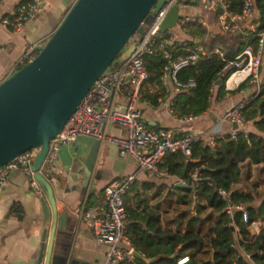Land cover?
Returning <instances> with one entry per match:
<instances>
[{
    "label": "built area",
    "instance_id": "obj_1",
    "mask_svg": "<svg viewBox=\"0 0 264 264\" xmlns=\"http://www.w3.org/2000/svg\"><path fill=\"white\" fill-rule=\"evenodd\" d=\"M187 0H163V4L156 14L152 15L151 21L143 25V34L138 38L133 34L129 39L134 50L125 62H113L110 68L95 82L77 110L70 116L59 134L50 139L48 150L39 173L50 175L58 160L59 150L62 146L73 143L77 137L84 136L101 143L111 141L117 147L119 155L130 157L134 160L139 171H143L149 178L173 179V186L184 185L186 188L198 184L197 175L191 180H184L173 176L168 168L162 166L168 155L182 154L189 157L192 145L201 143L203 146H214L215 142L229 137L235 140L237 134L244 131L247 121L243 119L240 109L262 91L259 68L264 53V32L260 33L258 46L254 49L247 45L232 61H229L218 72L217 77L225 76L230 69L232 71L224 81V89L227 92L238 89L245 85L252 90V95L243 104L227 109L219 123L230 122L236 124L238 129L233 130L228 136H224L215 130L211 133H186L177 135L168 129H150L142 119L139 109L141 101V88L148 79L144 67L145 56H162L166 61L161 71L163 85L172 84L173 92L179 94L195 87L193 79L183 82L180 80V72L194 66L199 56L205 55L200 46L190 47V43L177 41L172 33L161 32V25L169 11L174 8H184ZM203 9L207 12L218 13L217 18L222 32L247 37L254 33L257 24L252 22L254 16V0H243L239 13L230 12V0H204ZM45 9V0H28L21 4L16 11L2 20V25L13 32H21L26 23L40 15ZM152 14V13H151ZM198 22L205 26L203 20L195 17L182 15L176 23L183 32H187V24ZM246 28L243 29V25ZM182 45L186 52L185 56H175L176 47ZM37 48L30 46L18 61V65H25L35 57ZM211 54L224 59L221 47H215ZM126 81V79H128ZM196 116L183 118L185 122L194 120ZM117 126L125 130L122 138H111L107 135V129ZM40 149L28 150L15 157L0 167V188L7 182L11 173L21 172L27 181L29 188L36 194L41 193L40 187L34 178L32 170L33 161ZM135 182L134 175H128L122 179L113 181L103 190V208H87L81 204L75 212L80 222L87 224L93 231L95 241L107 248L104 262L93 264H121L131 262L136 258L131 241L126 240L127 249L118 245L123 239L126 228L127 213L123 198ZM224 203L223 212L232 217L233 212L242 214L244 223L249 222V215L244 205L234 204L231 192L223 189L215 191ZM246 259L249 255L243 254ZM188 258L180 259L177 264H183Z\"/></svg>",
    "mask_w": 264,
    "mask_h": 264
},
{
    "label": "crops",
    "instance_id": "obj_2",
    "mask_svg": "<svg viewBox=\"0 0 264 264\" xmlns=\"http://www.w3.org/2000/svg\"><path fill=\"white\" fill-rule=\"evenodd\" d=\"M27 1L0 0V83L15 71L18 61L27 48L30 46L37 48L47 41L75 2V0H45L44 11L29 20L21 32L16 33L6 29L2 25V20L11 16L21 4ZM203 1L187 0L184 7L186 15L189 14V16L203 20L205 26L202 27L208 35L215 37L224 33L220 29L218 14L205 11L202 6ZM242 27L245 29L246 25L244 24ZM173 29L175 32L172 35L177 41L194 42L195 46L199 45V40L191 36L188 31L183 32L178 27ZM206 39L207 36L203 41L205 42ZM215 47L219 46L213 48ZM262 59L264 60V53ZM260 78L264 82L262 71ZM162 86L164 91L157 98L156 106H152L141 96L139 109L142 119L150 129H168L177 135L190 132L195 134L211 133L218 130L219 133L228 136L234 130L233 124L230 122L220 124L219 119L227 109L243 104L252 95L251 88L241 85L234 91H226L224 97L216 101V88L219 86L216 84L213 89L210 109L203 115L196 116L194 120L185 122L183 118L176 117L171 110V105L177 95L173 92L172 84H162ZM152 89L153 91L159 90L156 87H151ZM243 129L247 133L262 136L252 122H247ZM124 133L125 130L117 126H111L107 129V135L111 138H122ZM94 141L89 137H77L73 143L60 148L53 172L50 175L42 172L50 180L53 188H56V183L59 182V190L54 192L57 210L59 215L66 213L67 216V236H55L51 254L54 264L104 262L107 248L95 241L92 229L84 222L78 221L75 212L83 203L87 208L102 209L104 188L113 181L128 175H134L135 182L132 185L133 189L131 187L123 198V201L126 196L127 199L129 198V202L127 201V205L124 206L125 209L132 207L133 212L144 215L145 210L135 206L137 197L146 199L147 210L153 209L160 202L161 208L158 215L162 229L165 230L169 227L172 231L176 230L171 220L168 224L164 220V218H170L174 215L173 207L169 206L168 200L166 201L164 198L166 192L174 188L173 179L149 178L145 172L138 170L132 158L120 156L118 147L111 141L98 142L93 170L87 187H83L84 164ZM248 165L246 163L242 165V172H245L247 176H244L242 182L235 189L251 192L255 198L251 207H258L264 199V164ZM26 183L27 181L22 182L20 180L19 173L13 172L12 176L0 188V264H35L36 262L42 231V215L36 199L42 197L43 194L41 192L35 200H32L31 193L33 191L30 188L28 191L23 188ZM92 184H94V188H92ZM66 190L68 191L66 192ZM131 190L133 191L131 192ZM14 204L20 206L23 212L22 220H18L10 213ZM244 207L248 209V206L244 205ZM193 209L191 213L195 215ZM128 217L130 218V215L127 213L123 239L118 245L122 249H127L126 240L132 242L134 239L129 230V224H138L134 234L143 231L145 228L142 220H130ZM219 229L220 226L215 227L214 234H217ZM262 230H264V221L262 220L252 222L248 227L249 234L253 238ZM233 231H235L234 239H236L237 229L233 228ZM239 251L243 255L244 252ZM184 257L189 258L188 256ZM184 257L179 258L177 262ZM246 260L248 261V259ZM151 262L153 260H148V263H145L150 264Z\"/></svg>",
    "mask_w": 264,
    "mask_h": 264
},
{
    "label": "trees",
    "instance_id": "obj_3",
    "mask_svg": "<svg viewBox=\"0 0 264 264\" xmlns=\"http://www.w3.org/2000/svg\"><path fill=\"white\" fill-rule=\"evenodd\" d=\"M243 0H230V12L239 13ZM218 14V13H217ZM257 24L254 33L247 37L242 34L235 36L222 33L211 36L198 22L187 24L188 33L199 40L200 47L205 55L199 56L198 62L180 72V80L185 82L193 79L195 87L176 95L171 110L178 118L187 116H201L210 107L213 98V89L219 84L216 101L221 100L226 91L224 81L232 69L223 77H217L218 72L229 61H232L247 45L254 49L258 46L259 34L264 32V0H254V16L252 19ZM206 41L203 40L206 38ZM190 47L195 46L192 42ZM214 46L222 47L224 59L211 54ZM37 49L34 51L36 56ZM188 54L180 45L176 47L175 56ZM118 61V58L114 62ZM144 67L148 74L147 81L141 88V96L152 106L157 105V98L163 94L161 71L166 61L160 55L157 57L145 56ZM24 65H18V70ZM263 72L264 60L262 59L259 73ZM262 91L249 103L245 104L240 113L247 122H252L256 130L262 136L247 133L245 130L237 134L235 140L226 137L215 142L213 147L195 143L191 148L189 157L182 154L168 155L162 166L169 172L184 180H191L196 174L198 184L180 189L174 187L165 194L169 206L173 207L174 215L164 218L168 224L170 220L176 227L175 231L167 227L162 229L158 215L161 203L147 210L146 199L137 197L135 206L143 208L145 214L133 212L132 207H126L125 211L130 215L128 219H140L144 223L143 231L134 234L138 224H129V230L133 234L132 244L136 252L142 254L145 259L153 260L150 264H176L181 257L188 256L184 264H264V230L256 237H251L248 227L252 222L264 221V199L258 207H251L255 198L249 191L242 192L235 187L242 182L245 172L242 165L264 164V82L261 81ZM152 88L159 90L153 91ZM248 165V166H249ZM185 168V172L182 171ZM133 189V187H132ZM223 189L231 192L234 204L248 206L249 222L244 223L240 212H233L232 217L223 212L224 203L215 192ZM133 190H131L132 192ZM129 198L124 199V206ZM194 208V209H193ZM192 209L195 215L191 213ZM10 213L18 220H22L23 212L19 205L14 204ZM220 226L219 232L214 234L215 227ZM233 228L237 229V238L234 239ZM183 229V230H182ZM243 251L249 255L248 261L240 254ZM251 262V263H250ZM121 264H146L135 259L132 262Z\"/></svg>",
    "mask_w": 264,
    "mask_h": 264
},
{
    "label": "water",
    "instance_id": "obj_4",
    "mask_svg": "<svg viewBox=\"0 0 264 264\" xmlns=\"http://www.w3.org/2000/svg\"><path fill=\"white\" fill-rule=\"evenodd\" d=\"M162 4L163 0H75L47 41L37 47L33 60L0 83V167L28 150L40 149L32 166L43 194L37 198L31 193L32 200L37 198L42 215L35 264H54L51 254L55 236H67V216L59 215L54 195L59 182L53 188L50 180L38 172L48 143L61 132L114 60L125 62L130 57L134 46L129 39L133 34L142 37V24L147 25ZM184 14L185 8H172L161 32L173 29ZM233 129L238 126L233 124ZM97 148L98 142L94 141L84 164V188L93 170ZM16 173L26 182L21 172ZM177 187L186 188L182 184ZM23 188L28 191V184ZM133 254L137 260L148 263L138 252Z\"/></svg>",
    "mask_w": 264,
    "mask_h": 264
},
{
    "label": "rangeland",
    "instance_id": "obj_5",
    "mask_svg": "<svg viewBox=\"0 0 264 264\" xmlns=\"http://www.w3.org/2000/svg\"><path fill=\"white\" fill-rule=\"evenodd\" d=\"M186 4H187V2H186ZM151 13H152V11H151ZM187 15L189 16V14H187ZM168 32L173 33V32H175V30H174V29H170V30H168ZM45 42H46V41H45ZM45 42H44V43H45ZM44 43H43V44H44ZM43 44H42V45H43ZM11 176H12V175H11ZM11 176H10V177H11Z\"/></svg>",
    "mask_w": 264,
    "mask_h": 264
}]
</instances>
